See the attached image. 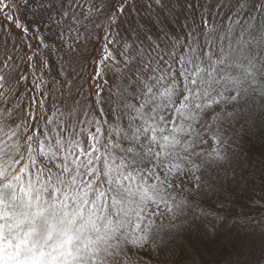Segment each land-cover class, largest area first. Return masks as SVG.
<instances>
[{"label":"snow or ice","instance_id":"1","mask_svg":"<svg viewBox=\"0 0 264 264\" xmlns=\"http://www.w3.org/2000/svg\"><path fill=\"white\" fill-rule=\"evenodd\" d=\"M0 111V264H264V0H0ZM97 145L123 174L63 180ZM129 172L135 223L83 232Z\"/></svg>","mask_w":264,"mask_h":264},{"label":"rangeland","instance_id":"2","mask_svg":"<svg viewBox=\"0 0 264 264\" xmlns=\"http://www.w3.org/2000/svg\"><path fill=\"white\" fill-rule=\"evenodd\" d=\"M176 85L173 83L172 85H169L168 90H162L160 93V98H163L164 100H168L170 96H172L174 93L172 92V89H175ZM171 104H169V107ZM7 113H3L0 111V134H8L10 125L7 122ZM71 133H65V135H70ZM252 138L249 141V144L247 146H253L257 151L264 148V136L259 135V129L253 128L252 129ZM32 135H35L34 133ZM142 135V133H141ZM77 139H79V133H77ZM196 136H191L188 141H185L183 144L179 145V148L181 151L190 150L192 147L195 146V142H197ZM99 142L103 143L104 138H99ZM30 143L28 139H25V144ZM171 143V142H170ZM3 148V152H0V156L4 155L7 152L15 151L16 150V142L11 140V137H9L8 140V146H0ZM55 147L59 149L58 153H54L52 149H48L45 152L40 153V155H43L45 157V160L49 157L53 158L55 155H64V148L61 145L60 141H57ZM74 153H79L77 156V161H74L72 163V167L68 169V171L64 172L62 175V179L67 181L71 184H78V181L76 180L75 175L69 177L68 172L72 171L73 168L77 167V162H79V165L87 168L88 164H92V167L88 169L89 175L92 173H96L95 180L93 181V184L96 180H99L101 176L104 177L105 183L101 185V188L103 189L105 185L110 184L111 181L116 178L117 173L123 174V167L121 166L123 164V161H121L120 164L116 163L115 157H109L105 155L104 152H101L99 150V145H97L96 148V154L93 156L92 153H88L87 155L84 154L83 151L78 146H71ZM113 147V144L111 140L108 141L107 149H111ZM106 149V150H107ZM83 155L84 159L83 161L79 160V156ZM103 156V165L101 170V165L99 163H95L96 161H99L100 157ZM91 157V159H90ZM25 162H28V156L27 154L24 157ZM69 160H71V157H69ZM78 174V173H77ZM129 178H131V183L128 185V187L125 189V191L128 193V196L121 199L116 200L114 204H111L112 207V216H108V213L105 209H101V217H107V219L104 221L103 225L101 226L97 220L95 219V214L93 213L92 216L88 217V219L85 221L82 231L87 233L90 230H97V231H104L109 233L110 235L118 234L119 228L123 227L125 229L128 228L130 224H134L136 220V216L139 215L137 212V208L142 204L145 203L146 200L151 199L153 192L151 190V185L148 184V181L141 182L140 175L135 174L133 175L132 172H129L127 176L124 177V181H127ZM122 181L119 179H116V185H122ZM257 183H259V180H257ZM145 185H148L147 187ZM91 190V185L89 186V191ZM83 191V190H82ZM99 192V190H98ZM103 197V193H100L96 196V203L99 204L101 199ZM115 217V219H114ZM75 219L73 218V223H75ZM91 221V222H89ZM138 227V225H136ZM194 258L198 261V264H205L208 260L211 258L207 255H205L202 259L200 257H196L195 254Z\"/></svg>","mask_w":264,"mask_h":264},{"label":"trees","instance_id":"3","mask_svg":"<svg viewBox=\"0 0 264 264\" xmlns=\"http://www.w3.org/2000/svg\"><path fill=\"white\" fill-rule=\"evenodd\" d=\"M53 236H54V234H53Z\"/></svg>","mask_w":264,"mask_h":264}]
</instances>
